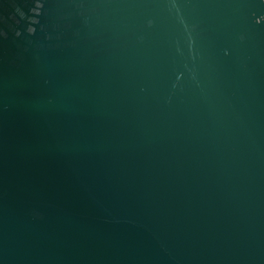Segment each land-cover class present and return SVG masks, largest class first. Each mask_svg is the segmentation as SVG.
<instances>
[{"label":"water","instance_id":"obj_1","mask_svg":"<svg viewBox=\"0 0 264 264\" xmlns=\"http://www.w3.org/2000/svg\"><path fill=\"white\" fill-rule=\"evenodd\" d=\"M39 2L0 0V264H264V0Z\"/></svg>","mask_w":264,"mask_h":264},{"label":"clouds","instance_id":"obj_2","mask_svg":"<svg viewBox=\"0 0 264 264\" xmlns=\"http://www.w3.org/2000/svg\"><path fill=\"white\" fill-rule=\"evenodd\" d=\"M42 7V5L40 4L39 0H36V6L32 9V12L35 13L36 15H39V9ZM16 12L19 14V16L21 18H24L25 14L23 11H21L20 9H16ZM30 19V24H36L38 23V21L35 18H29ZM17 23H19V21H17ZM35 31V29L32 26H29L27 28V32L28 33H33ZM3 33H0V35H2ZM17 36L20 35L19 32L16 33Z\"/></svg>","mask_w":264,"mask_h":264}]
</instances>
